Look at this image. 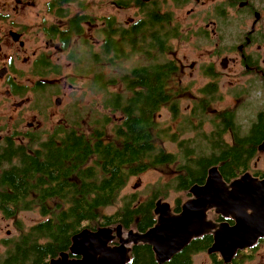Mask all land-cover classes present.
Here are the masks:
<instances>
[{"label":"flooded vegetation","instance_id":"obj_1","mask_svg":"<svg viewBox=\"0 0 264 264\" xmlns=\"http://www.w3.org/2000/svg\"><path fill=\"white\" fill-rule=\"evenodd\" d=\"M244 2L246 4L241 6V3ZM155 3L159 4L163 11L167 10L170 6L177 7L184 5L190 6L189 15L202 11V20L205 23V27L201 31V34L212 43L213 35H216L215 29L210 27L216 23L212 19V12L215 11V9L212 10V0H0V146L5 145L7 142L22 146L30 143L32 140H46L51 135L56 136V132L61 128L78 134L88 135L93 132L92 126L96 121L99 124L103 123L102 131L104 135L102 136V141L105 144H109L113 139V141L118 143L115 137H119L116 132L119 131V125L124 117V112L121 109L115 110L113 106L106 105V98L107 94L110 97L115 94L126 95L127 91L119 76L114 80H107L104 73L113 72V74L117 75L120 67L124 69L130 68L131 70L134 67L144 66L151 62L152 42L155 41L152 37L153 28L151 30L149 26H146L143 29L140 26L141 21L145 18V16L141 15L140 8ZM74 4H76V7L84 10L88 9V11L86 13H73L71 7ZM224 4L226 5L225 12L227 14L221 15L220 19L217 18L218 25L224 24L227 21L226 24L231 23L239 28V32H235L232 48L227 49L226 47L218 53L219 55H224L222 60L224 58L228 59L225 67L221 60V67L223 69L241 67L243 73H246L244 75H256L262 80V86L264 87V0L260 4L261 6H255L254 0H225ZM104 7H113L121 11L137 8L139 15L130 17L123 23L117 16L100 15L97 11L99 8ZM206 7L209 8L208 12H204L203 10ZM244 10L247 11V16L243 15ZM256 13H259L260 16L257 17ZM75 16L81 19L76 29L72 28V21ZM108 17H113L115 22L121 26L120 28L124 29L123 31H129L133 34V44L122 46L120 35H115L112 41L119 43V45L121 44L126 56L116 59V52H112L106 59V62L102 61L100 65H97L99 67L98 70L93 69L97 73H83V69L89 67L86 59L80 57L85 48H87V51H91L92 54L96 53L98 57H103L105 51L104 27L106 18ZM175 18L180 30V36L172 39L174 52L166 53V57H171L177 62V72L173 74V79L169 84L171 83L174 88H178L179 93L176 97L179 101L177 104L178 116L173 115L171 103H168L159 111V117L161 111L167 109L171 114V124H168L171 127L169 136L179 131H182L180 132V135H182L178 142H173L170 139H166L165 142L176 144L179 147L181 143L186 145L189 139H194V141L196 139V142L193 141L192 145L195 143L199 145L201 132L205 136L213 131V133H216L220 126L223 125L224 140L228 145L233 146L237 140H241L240 136L246 138L250 135L249 131L255 122L256 115L247 120L241 117L238 107L235 108L233 105L221 110L214 108L215 104L224 98L218 82L219 70L216 63L211 62L203 66V71L209 78V81L197 90V94L190 86L183 83V80L179 76L184 72L185 66L193 70L196 68L197 63L196 61L188 63V59L184 61L183 58L177 55L178 51L175 49L174 42L186 39L188 31L177 19L176 15ZM142 29L143 33H140ZM160 29L158 28L157 30ZM223 29V26L218 27V33L222 42H224V38L222 37ZM160 31L163 32L162 29ZM164 34L167 37V33ZM77 38L81 43L79 47L75 44L73 45V40ZM62 54L66 56V66L60 62ZM136 58H139V60L134 61ZM126 65L128 68L125 67ZM65 67L69 71L63 74ZM96 76L98 77L97 80ZM230 82L232 85L236 84V88L241 87L237 85V79ZM216 83L218 84V98L212 101V94L205 97L201 93V89L208 84L212 85ZM120 84L124 85L122 90L114 89L119 87ZM187 93L189 96H185ZM230 93L235 103L243 100L242 94L237 93L236 89H231ZM129 94L132 95L130 92ZM89 97L93 98L91 110L94 113V119L91 122H83L81 118L84 116V113H88ZM184 100L192 101V105L187 107V109L190 108V119H184V109L182 108ZM101 106L111 110L112 116L110 117L101 109ZM201 106H203V114H199ZM213 117H216L214 123L212 122ZM223 117L228 118L223 121ZM182 118L186 121L185 124H183V120L180 121ZM191 124L193 127H191ZM190 132H192V135H187ZM236 135H238L237 139H235ZM263 140L264 132L260 136V140L254 146L252 145L259 154L261 153L259 145ZM165 142H163L164 147L169 151ZM245 145L248 146V143ZM256 159L253 160L252 167L246 171L252 172L254 176L259 178H264V175L255 174V170L260 169L264 171V167L263 169L258 167L259 162ZM176 165V163L169 164L166 167ZM208 168L204 179L191 183L189 187L177 189L184 192L185 200L193 197L190 188L194 184H203L205 182ZM150 170L154 169L132 175L131 179L133 177H141ZM181 174L183 172L178 175ZM240 175L231 179L224 177V179L230 182ZM140 182L138 180L134 186L138 187V183ZM165 188L167 189L165 193L156 194L155 192H159L160 188L156 189L148 197L149 199L153 198L154 205L156 200L160 198L166 199L170 195V187L167 185ZM136 198L138 197L136 196ZM177 200L182 201V198H178ZM180 211L181 205L178 210L173 205L172 212L179 213ZM154 215L155 220L154 218L153 220L155 224L157 221L155 212ZM208 217L217 224L225 222L230 224L235 223L233 218L216 213L214 209L209 210ZM131 229L140 232L148 230L141 231L138 228H129V230ZM129 230L122 227V236L125 237ZM113 234L118 233L114 231ZM120 240L121 238L117 236L110 241V245L117 246L120 244ZM3 241L5 245L7 241ZM213 242V234L208 233L194 238L183 250L203 247L195 249L196 251L193 250L194 252L191 255L192 264H195L196 257L199 254H204L210 262L209 264H257L258 258H262V264H264V237L260 238L255 245L239 250L234 258L227 263L220 252H209V248ZM140 245H144L145 248L149 247L156 261L152 245L139 243L132 245L131 260L127 264L133 261V248ZM71 246L68 251L64 252L69 253L70 259L80 258L82 255L71 252ZM59 256L54 258H58ZM176 256L177 254L164 264H172ZM155 264H157V261Z\"/></svg>","mask_w":264,"mask_h":264},{"label":"trees","instance_id":"obj_2","mask_svg":"<svg viewBox=\"0 0 264 264\" xmlns=\"http://www.w3.org/2000/svg\"><path fill=\"white\" fill-rule=\"evenodd\" d=\"M217 8L218 14L224 15L223 7ZM140 12L145 16L140 26L153 28L155 41L152 42L151 62L131 70L120 67L117 75L113 72L105 75L107 80L119 76L127 91L126 95L110 97L107 94L106 98V105L124 112L116 132L119 137H115L118 143L112 139L105 144L102 141L103 123L96 121L93 132L88 135L61 128L56 136L51 135L46 140H32L22 146L7 142L0 146V213L17 221V215L23 211L37 210L41 215L40 221L29 226L18 221L20 233L15 240H7L4 252L0 253V264H47L61 252L68 251L73 236L84 228L96 230L103 226L122 225L127 230L134 227L145 231L153 226V198L139 200L136 195H126L114 212L107 211L117 204L120 192L132 175L149 169H164L166 165L176 163L177 172H183L174 178L175 188L179 189L204 179L207 168L214 164L220 166L226 179L236 177L250 169L258 157L259 152L253 146L264 132V108L256 113L249 138L240 136L241 140L233 146L225 142L224 126L221 125L216 133L213 131L205 136L201 132L199 145H192L194 139H189L186 145L181 143L183 147L179 146V153L165 149L163 142L166 139L178 142L182 135L179 131L169 136L171 127L158 121L159 111L168 103H171L173 115L178 116V88L169 84L177 72V62L167 58L166 53L174 52L171 41L180 36V30L175 13L169 8L163 11L155 3L142 6ZM79 21L81 19L75 16L72 28L76 29ZM228 25L233 24L228 23L223 28ZM120 27L113 17L106 18L103 57L85 48L80 57L86 59L89 67L84 68L83 73H97L93 69L98 70L97 65L106 62L112 52H116V59L126 56L121 44L112 40L119 34L122 46L133 44V34ZM158 28L167 33V37ZM129 92L132 95H128ZM217 92V83L201 89L205 97L212 94V101L218 98ZM203 113L201 106L199 114ZM215 120L213 117L212 122ZM255 174L263 176L264 171L258 169ZM155 193L162 194V191ZM176 203L178 210L181 201ZM197 248L203 247L183 250L172 264H192L191 255ZM132 256L130 264L156 263L152 250L144 245L134 247Z\"/></svg>","mask_w":264,"mask_h":264},{"label":"water","instance_id":"obj_3","mask_svg":"<svg viewBox=\"0 0 264 264\" xmlns=\"http://www.w3.org/2000/svg\"><path fill=\"white\" fill-rule=\"evenodd\" d=\"M227 61V58L222 60L224 67ZM259 151L264 152V140ZM190 192L193 197L181 204L179 213L172 212L167 200H156L157 221L145 232L131 229L123 237L122 225L96 230L84 228L73 236L71 246V252L82 255L80 258L70 259L69 253L63 252L47 264H127L132 245L139 243L152 245L157 264H164L194 238L208 233L214 237L209 252H220L227 263L239 250L255 245L264 237V178L246 171L227 182L219 166L213 165L208 168L205 182L194 184ZM210 209L233 218L235 223H215L208 217ZM114 231L118 234H113ZM117 236L121 238L120 244L110 245Z\"/></svg>","mask_w":264,"mask_h":264},{"label":"rangeland","instance_id":"obj_4","mask_svg":"<svg viewBox=\"0 0 264 264\" xmlns=\"http://www.w3.org/2000/svg\"><path fill=\"white\" fill-rule=\"evenodd\" d=\"M225 0H212V10L215 9V11L212 12V19L215 20V25H211V28H214L216 31V35H213L212 43L210 40L206 39L204 36H202L201 31L205 27V23L202 20V11H199L195 14L189 15L188 11L190 9V6L184 5V6H170L169 8L174 11L177 19L182 23L184 28L188 31V37L186 39L177 40L174 42L175 49L178 51V57H181L184 59H188V63L191 61H196L197 66L195 69L191 70L188 66H185L184 72L179 76L183 80V83L185 85H188L191 87V89L197 94V90L201 88L204 84H206L209 81V78L205 75L203 71V66L208 65L209 63H216L218 68V82L221 87V92L224 95V98L222 101L215 104V109H224L228 106L233 105L235 108L238 107V112L241 115L242 118H246L249 120V118L255 117L256 113L264 107V87L263 82L261 79H259L256 75H244L243 69L241 67H236L234 69H223L221 67V60L224 57L222 54H218L219 52L223 51L227 47L232 48V41L235 39V32H239V28H237L235 25L228 26V28L223 29L222 31V37L224 38V42L221 41L220 35L218 33V27L224 26L226 27V24L218 25V19H220V14H218V6L223 7L224 9V15L227 14L225 12ZM255 6H261L262 0H254ZM76 4L72 5V12H81L86 13L88 11L78 8L75 6ZM204 12H208L209 8L206 7L203 9ZM100 15L104 16H110L114 15L119 17V19L124 23L126 20H128L130 17L139 15V10L137 8H130L126 11H121L117 8L113 7H104L99 8L97 11ZM217 14V15H216ZM243 15H248L247 11L244 10ZM250 17H248L249 19ZM252 21L251 19H249ZM250 26V24H249ZM248 26V29H249ZM238 37V35H237ZM80 46L79 39L73 40V45ZM256 48V47H255ZM88 55V54H87ZM56 58V57H55ZM85 59V58H84ZM55 60V59H54ZM139 58H136L134 61H138ZM66 66L67 59L65 54L61 55V60ZM135 63V62H134ZM84 64V61H83ZM93 67V64H90ZM126 68L127 65L125 66ZM130 69V68H128ZM69 71L68 68L65 67L63 74L67 73ZM192 73V75H191ZM111 74L110 72H105L104 75ZM238 80V84L241 87L236 88V84L232 85L231 80ZM124 85L120 84L119 87H116L114 89H123ZM236 89L237 93L242 94L243 100L234 102L233 98L231 96L230 90ZM185 96H189V94H185ZM105 97V96H104ZM92 97L88 98V113H84V116L81 118V120L84 121H92L94 118V113L92 112ZM101 100V99H99ZM104 102V99H103ZM192 105L191 100H184L182 102V108L184 109V119H190V112L189 109H187L188 106ZM194 105V104H193ZM101 109H103L110 117L112 116V112L109 109H105L101 106ZM159 122H161L163 125L171 124V114L167 109H163L160 113ZM183 118L180 120L182 121ZM246 120V121H247ZM179 121V122H180ZM245 121V122H246ZM178 123V122H177ZM186 121L183 120V124H185ZM175 128V126L173 125ZM208 128V126H206ZM187 135H192V132L188 133ZM166 147L169 149V151L179 153V147L176 144L165 142ZM264 153L261 152L256 161H258V167H261L263 169L264 167ZM179 172H177L176 166L173 167H165L164 169H154L150 170L147 173H145L141 177H133L128 185L122 190L120 199L118 200L117 204H115L112 207H109L107 209L108 212H114L117 207L119 206V201L126 195H136L140 200H146L152 193L156 191V189H160L162 193H165L167 189L165 186L170 187L169 196L164 199L167 200L171 206L176 205L177 199L182 198L181 202H184V192L178 191L177 188H175L177 185L174 182V178L177 177ZM140 180L141 182L138 183V187H135L134 185L136 182ZM165 183V185H164ZM176 185V186H175ZM165 191V192H164ZM121 202V201H120ZM19 220L24 223L25 226H29L32 224H35L36 222L41 220V215L39 211H23L20 212L19 215L16 217ZM18 221L15 218L8 219L5 218L0 213V253L4 252L5 245L3 240H15L16 237H18L20 230L18 229ZM262 258H258L257 264H262ZM210 262L207 260L204 254H199L196 257L195 264H209Z\"/></svg>","mask_w":264,"mask_h":264}]
</instances>
